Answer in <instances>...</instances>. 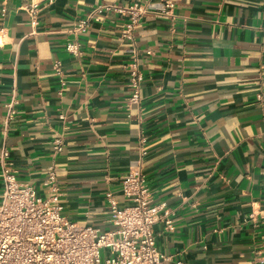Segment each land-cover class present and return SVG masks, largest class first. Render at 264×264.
<instances>
[{
	"label": "crops",
	"instance_id": "1",
	"mask_svg": "<svg viewBox=\"0 0 264 264\" xmlns=\"http://www.w3.org/2000/svg\"><path fill=\"white\" fill-rule=\"evenodd\" d=\"M33 1L35 25L31 0H0V151L18 182L47 196L53 168L63 214L107 231L106 195L129 205L120 181L140 164L174 213L173 230L153 225L166 264H264V0H173L169 15L164 0ZM97 6L124 11L77 30Z\"/></svg>",
	"mask_w": 264,
	"mask_h": 264
},
{
	"label": "built area",
	"instance_id": "2",
	"mask_svg": "<svg viewBox=\"0 0 264 264\" xmlns=\"http://www.w3.org/2000/svg\"><path fill=\"white\" fill-rule=\"evenodd\" d=\"M31 23L36 24L38 4L31 0L28 5ZM159 8L171 14L173 0H164ZM123 9L97 6L77 25V30L85 31L88 23L98 19L102 12ZM131 20L126 25L125 34L131 37L132 29L145 7L130 8ZM66 50L77 54L78 44L69 42ZM55 69L58 71V64ZM142 75L135 64L131 69L132 100L139 97ZM13 99L9 103L7 119L15 114ZM55 151L62 145L57 141ZM144 154V151L142 150ZM9 151H0L2 193L0 195V264H166L170 257L156 246L153 225L162 221L167 230H173V211L165 203L153 204L151 194L140 171V164L121 178L124 198L130 204L119 208L112 193H107L109 222L107 231L68 219L59 202L56 174L50 169L43 181L47 196L39 194L28 183H20L9 160ZM264 247V241H263ZM264 263V257L262 258ZM176 264H184L177 261Z\"/></svg>",
	"mask_w": 264,
	"mask_h": 264
}]
</instances>
